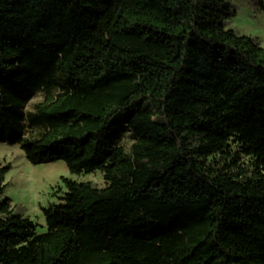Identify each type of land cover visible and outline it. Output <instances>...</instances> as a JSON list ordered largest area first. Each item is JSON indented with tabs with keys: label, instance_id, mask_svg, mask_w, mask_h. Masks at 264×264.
Here are the masks:
<instances>
[{
	"label": "trees",
	"instance_id": "trees-1",
	"mask_svg": "<svg viewBox=\"0 0 264 264\" xmlns=\"http://www.w3.org/2000/svg\"><path fill=\"white\" fill-rule=\"evenodd\" d=\"M235 14L0 0V143L105 181L62 178L38 232L0 161V264H264V47L227 28Z\"/></svg>",
	"mask_w": 264,
	"mask_h": 264
},
{
	"label": "rangeland",
	"instance_id": "rangeland-1",
	"mask_svg": "<svg viewBox=\"0 0 264 264\" xmlns=\"http://www.w3.org/2000/svg\"><path fill=\"white\" fill-rule=\"evenodd\" d=\"M229 1L236 14L227 21V28L254 37L264 47V8L253 0ZM43 100V94L38 93L28 109L32 110ZM122 140L127 148L132 145L129 130L124 131ZM0 161L12 166L6 175L3 197L11 198L14 212L30 217L37 224L38 232L47 230L43 208L61 202L66 191L62 178L91 181L100 187L105 185L101 171L78 175L72 174L63 161L33 164L19 144L0 143Z\"/></svg>",
	"mask_w": 264,
	"mask_h": 264
}]
</instances>
